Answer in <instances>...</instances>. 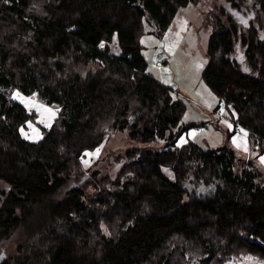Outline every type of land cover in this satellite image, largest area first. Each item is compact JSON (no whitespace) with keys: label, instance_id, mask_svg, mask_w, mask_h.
Returning <instances> with one entry per match:
<instances>
[{"label":"trees","instance_id":"obj_1","mask_svg":"<svg viewBox=\"0 0 264 264\" xmlns=\"http://www.w3.org/2000/svg\"><path fill=\"white\" fill-rule=\"evenodd\" d=\"M199 1L0 0V264L264 261L262 171L239 160L228 134L218 147L178 146L202 123H181L184 101L146 71V25L161 37ZM224 1L233 12L213 14L200 77L264 140V0ZM14 91L59 109L36 141L23 130L37 114ZM115 133L133 142L111 157L117 176L85 170L83 154Z\"/></svg>","mask_w":264,"mask_h":264},{"label":"rangeland","instance_id":"obj_2","mask_svg":"<svg viewBox=\"0 0 264 264\" xmlns=\"http://www.w3.org/2000/svg\"><path fill=\"white\" fill-rule=\"evenodd\" d=\"M220 7L228 12H233L224 0H200L196 5L192 4L180 9L163 36L160 37L149 33L153 28L146 25V33L141 38L142 53L147 61L149 73L162 84L168 86L172 94L184 99L186 111L181 120V123L184 124L196 122L202 123L201 126L203 127L205 121L209 119L204 110L199 108L193 100L202 99L209 102L212 100L213 109L217 105V103L215 104L217 102L215 95L204 84L200 75L207 62L206 48L212 31L211 20L213 14ZM248 17L246 20H248ZM116 42L115 39L110 46L113 55L119 51ZM161 52L171 60L163 61L162 66L158 68L155 66V61ZM242 52V49H238L236 57L241 58ZM79 72L83 73L84 68H80ZM12 96L17 102L23 104L28 111L36 112V123H29L23 130L25 138L30 141H36L42 135L41 128L47 129L53 124L59 109L54 105H46L36 95L26 96L15 91ZM221 112L224 116L230 115V113L229 115L226 114L227 111L224 108ZM208 126L207 131H202L203 128L201 127L202 129L197 133L199 139L202 140L204 137L207 139L210 133L220 138V134H215L214 127L211 124ZM200 144L202 143L200 142ZM131 145H133V142L124 134L115 133L100 148L93 152H85L81 159L82 166L87 171L98 170L101 175H109L111 178H115L122 163L111 162V157L123 152ZM161 146L162 142L158 141L152 147L160 148ZM163 172L168 178L173 180V172L170 169L163 168ZM69 184H76V181L73 179ZM0 186L3 189L5 188L2 183H0ZM68 188L66 187L60 191L58 195L60 200L65 198ZM195 191L210 195L212 188L209 186ZM15 246L16 243L14 241L7 243L3 253L5 255L10 253ZM225 264H264V261L254 256H246L239 260L227 261Z\"/></svg>","mask_w":264,"mask_h":264},{"label":"crops","instance_id":"obj_3","mask_svg":"<svg viewBox=\"0 0 264 264\" xmlns=\"http://www.w3.org/2000/svg\"><path fill=\"white\" fill-rule=\"evenodd\" d=\"M13 94H15V91L13 92ZM12 99H14L13 96ZM182 100L184 101V99ZM197 100L198 101L193 100V102L199 108H202L204 110V113L207 114L210 119H207L205 121V125L202 127V131H207L209 128L208 125L211 124L215 129V134H220V138H217L213 133H210L207 139L206 137H204L202 140H200L197 133H199L202 128L191 129L181 135V137L177 141V145L181 146L187 143L188 141H192L203 149H207L213 146L218 147L222 144L223 140L225 139V135L228 134L230 143L238 152L239 160L243 161L245 164L248 162L253 164V168L255 170L262 171L264 178V161H262L261 159L262 157H264V140H261L256 137H250L248 132L242 127L240 129H236L234 126L235 115L231 112V110H226L227 115H229L230 113L229 116H225L223 119H219L218 116L214 114L215 108L213 109L214 104L212 100H210V102L202 99ZM216 103L218 102H215V104ZM200 142L202 144H200Z\"/></svg>","mask_w":264,"mask_h":264},{"label":"built area","instance_id":"obj_4","mask_svg":"<svg viewBox=\"0 0 264 264\" xmlns=\"http://www.w3.org/2000/svg\"><path fill=\"white\" fill-rule=\"evenodd\" d=\"M170 60H171L170 58L166 57V55L163 52H161L159 54V56L157 57L156 61H155V66L158 67V68H160L162 66L163 61L167 62V61H170ZM146 71H148V70H146ZM223 108L225 110H227V108L224 106V104L223 103H220V104H218V106L216 107V109H214V114L216 116H218L219 119H223L225 117L222 114V112H221V110ZM234 126H235L236 129H240L241 128V126L238 123H235Z\"/></svg>","mask_w":264,"mask_h":264},{"label":"water","instance_id":"obj_5","mask_svg":"<svg viewBox=\"0 0 264 264\" xmlns=\"http://www.w3.org/2000/svg\"><path fill=\"white\" fill-rule=\"evenodd\" d=\"M187 183H189V181H188ZM257 244H258V245H260V246H262V247L264 248V245H263V243H261V242L257 241Z\"/></svg>","mask_w":264,"mask_h":264},{"label":"snow or ice","instance_id":"obj_6","mask_svg":"<svg viewBox=\"0 0 264 264\" xmlns=\"http://www.w3.org/2000/svg\"><path fill=\"white\" fill-rule=\"evenodd\" d=\"M101 46H103V45H101ZM17 95H19V94H17ZM241 131H243V130H241ZM234 139H235V138H234ZM261 159H262V161H264V157H262Z\"/></svg>","mask_w":264,"mask_h":264}]
</instances>
